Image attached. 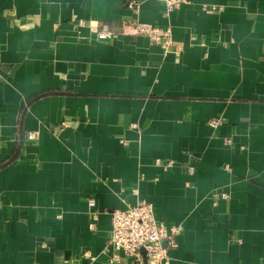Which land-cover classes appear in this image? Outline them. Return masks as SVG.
<instances>
[{
  "label": "crops",
  "instance_id": "1",
  "mask_svg": "<svg viewBox=\"0 0 264 264\" xmlns=\"http://www.w3.org/2000/svg\"><path fill=\"white\" fill-rule=\"evenodd\" d=\"M140 198L168 264H264V0H0V264H107Z\"/></svg>",
  "mask_w": 264,
  "mask_h": 264
},
{
  "label": "built area",
  "instance_id": "2",
  "mask_svg": "<svg viewBox=\"0 0 264 264\" xmlns=\"http://www.w3.org/2000/svg\"><path fill=\"white\" fill-rule=\"evenodd\" d=\"M164 4V15L168 16L177 10L182 4L191 0H158ZM205 10L215 9V6L203 7ZM222 7L219 6L218 9ZM128 33L147 36L151 41L168 48L170 45V27H160L152 23L134 21L125 25ZM125 32V31H124ZM104 38H110L109 32L103 33ZM102 37V38H103ZM210 125L220 124L219 119H211ZM37 132L30 131L26 137L29 140L37 138ZM164 170L174 165L172 159L161 161L155 159ZM187 173L194 172L193 166L186 167ZM188 184V182H186ZM136 192V191H134ZM222 198H227L225 193ZM88 203L94 206V199L89 198ZM111 214V229L109 231L106 252H108L107 264H168V250L177 246V235L181 232L179 224H168L159 221L154 216L153 205L146 199H137L135 203L126 205L123 209H114ZM97 214L92 213V228Z\"/></svg>",
  "mask_w": 264,
  "mask_h": 264
}]
</instances>
